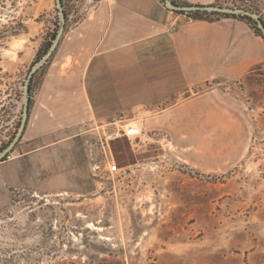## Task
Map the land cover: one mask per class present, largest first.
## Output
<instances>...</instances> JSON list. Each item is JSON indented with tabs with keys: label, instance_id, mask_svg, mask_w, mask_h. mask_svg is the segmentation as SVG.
<instances>
[{
	"label": "rangeland",
	"instance_id": "obj_1",
	"mask_svg": "<svg viewBox=\"0 0 264 264\" xmlns=\"http://www.w3.org/2000/svg\"><path fill=\"white\" fill-rule=\"evenodd\" d=\"M99 1L0 0V264H264V39L247 22L229 19L260 62L236 77L123 100L20 157L44 45ZM239 1L209 5L264 21V0Z\"/></svg>",
	"mask_w": 264,
	"mask_h": 264
},
{
	"label": "crops",
	"instance_id": "obj_2",
	"mask_svg": "<svg viewBox=\"0 0 264 264\" xmlns=\"http://www.w3.org/2000/svg\"><path fill=\"white\" fill-rule=\"evenodd\" d=\"M213 1L181 0L192 6ZM230 21L188 20L158 0H100L61 37L28 112L23 136L29 148L20 157L78 142L77 128L92 114L107 121L123 110V100L182 94L256 65L255 50Z\"/></svg>",
	"mask_w": 264,
	"mask_h": 264
},
{
	"label": "trees",
	"instance_id": "obj_3",
	"mask_svg": "<svg viewBox=\"0 0 264 264\" xmlns=\"http://www.w3.org/2000/svg\"><path fill=\"white\" fill-rule=\"evenodd\" d=\"M233 3H241L239 0H231ZM171 2L178 6V7H194L196 8V10H192V11H175L173 10V12L177 13V14H180V15H185L188 19L190 20H201V21H208V22H217V21H220L222 19H237L239 21H243V22H247L248 25L254 30V32L262 37L264 39V21L257 17V19H254L252 16L248 15V14H251V11L249 9V7L247 8L245 4H241L240 6H236L234 5L232 8H224V9H232V10H240V11H243L245 12L244 14L243 13H240V14H232V13H223V12H220V11H208L206 10V8H210V7H217L216 5H208V6H205V5H195V6H192V5H188L186 3H177L175 2V0H171ZM219 8V7H218ZM220 9H223V8H220ZM248 13V14H247ZM63 16L65 17V15L63 14ZM57 34H58V31L55 32L51 38H50V41L47 42L46 45H44V49H43V54L42 56L39 58V61L44 58V56H46L49 52V50L51 49L56 37H57ZM54 53V52H53ZM53 53L50 55V57L44 62L43 66L45 64L48 63V61L52 58L53 56ZM42 66V67H43ZM31 85V83H30ZM30 85L28 86V91L30 92L31 91V88H30ZM31 105V99L29 98L28 100V110H29V107ZM6 159H3V160H0V161H5Z\"/></svg>",
	"mask_w": 264,
	"mask_h": 264
},
{
	"label": "water",
	"instance_id": "obj_4",
	"mask_svg": "<svg viewBox=\"0 0 264 264\" xmlns=\"http://www.w3.org/2000/svg\"><path fill=\"white\" fill-rule=\"evenodd\" d=\"M57 3L58 5L60 4V0H57ZM166 6L168 9L170 10H175V11H192V10H196V8L194 7H178L176 5H174L171 0H167L166 1ZM206 10L208 11H220V12H223V13H232V14H240V13H245L243 11H240V10H232V9H220L218 7H210V8H206ZM248 14V13H247ZM250 16H252L254 19H257L256 16L254 15H251V14H248ZM61 33L59 32L57 34V37L51 47V49L49 50L48 54L46 55L47 57L45 58L44 62L50 57V55L55 51L60 39H61ZM28 92V85H26V93ZM28 118V98L26 97V101H25V107H24V122L23 124L25 123V121L27 120ZM2 159V157H0V160Z\"/></svg>",
	"mask_w": 264,
	"mask_h": 264
},
{
	"label": "built area",
	"instance_id": "obj_5",
	"mask_svg": "<svg viewBox=\"0 0 264 264\" xmlns=\"http://www.w3.org/2000/svg\"><path fill=\"white\" fill-rule=\"evenodd\" d=\"M163 6H166V1L167 0H158Z\"/></svg>",
	"mask_w": 264,
	"mask_h": 264
}]
</instances>
